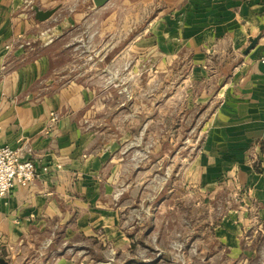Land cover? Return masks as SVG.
Here are the masks:
<instances>
[{
    "label": "rangeland",
    "instance_id": "374dc122",
    "mask_svg": "<svg viewBox=\"0 0 264 264\" xmlns=\"http://www.w3.org/2000/svg\"><path fill=\"white\" fill-rule=\"evenodd\" d=\"M181 4L182 0H110L97 7L93 0H61L50 10L57 17L65 9L68 19L76 9L81 17L78 24L65 28L62 19L53 33L71 29L94 33L73 45L79 54L87 50L90 55H78L77 61L63 57L64 67L77 68L64 72V93L73 92L70 82L75 76L95 67L93 75L79 83L81 93L89 92L80 95L76 111L78 126L91 135L84 153L88 187L64 198L62 210L75 209L55 236L56 252L73 264H264L261 203L250 189L233 182V170L226 167L219 168L215 178L199 176L200 167L190 172L198 158L206 164L213 156L207 151L204 129L208 107L192 103L188 107L186 97L200 91L201 85L191 88L183 67L175 76L161 69L166 41H154L166 14ZM82 40L83 50L78 47ZM69 46L64 41L62 48ZM263 57L259 63L264 67ZM98 105L102 108L95 109ZM94 109L98 113L85 117ZM61 118L56 111L51 113L50 127L59 126ZM5 147L19 150L20 161L36 168L31 182L15 188H30L50 173L29 157L23 144L0 145ZM87 219L93 229L89 235L79 226ZM69 227L78 234L68 241ZM43 241L44 237L36 249L19 253L0 245V258L24 264L27 257L39 264L40 255H45Z\"/></svg>",
    "mask_w": 264,
    "mask_h": 264
},
{
    "label": "crops",
    "instance_id": "0c3cea01",
    "mask_svg": "<svg viewBox=\"0 0 264 264\" xmlns=\"http://www.w3.org/2000/svg\"><path fill=\"white\" fill-rule=\"evenodd\" d=\"M60 1L0 0V145L19 142L30 151V158L50 169L30 188L16 187L0 200V245L19 253L36 249L44 237L45 255H40L39 264H73L56 252V232L66 227L62 221L75 209L63 211L61 205L64 198L88 187L84 153L91 135L78 126L76 111L80 95H87L84 89L80 92L79 83L93 75L95 67L75 76L69 84L73 92L64 93V72L77 68L64 67L63 57L77 61L78 55H90L87 50L79 54L73 45L79 37L94 33L73 29L53 33L62 19L63 28L80 22L76 9L68 19L65 9L47 22L36 19V10L50 11ZM164 20L154 33L157 44L166 41L159 67L170 76L183 67L190 87L201 85L200 91L186 97L188 107L191 103L208 107L204 129L207 151L213 156L206 164L198 158L190 172L200 167L199 176L215 178L219 168L232 169L233 182L248 187L261 203L264 223V67L259 63L264 54V0H182L181 8L168 12ZM251 39L257 44L245 55ZM64 41L70 45L66 49ZM80 43L83 50V40ZM99 105L95 109L102 108ZM95 109L85 117L98 113ZM55 111L62 118L53 129L50 115ZM79 226L86 235L93 232L88 219ZM77 234L69 227L65 237L69 241ZM23 261L33 264L27 257Z\"/></svg>",
    "mask_w": 264,
    "mask_h": 264
},
{
    "label": "built area",
    "instance_id": "2783aa9c",
    "mask_svg": "<svg viewBox=\"0 0 264 264\" xmlns=\"http://www.w3.org/2000/svg\"><path fill=\"white\" fill-rule=\"evenodd\" d=\"M20 154L19 150L15 151L11 147L0 149V200L9 196L17 184L25 186L36 176L35 165L21 162Z\"/></svg>",
    "mask_w": 264,
    "mask_h": 264
},
{
    "label": "water",
    "instance_id": "95a60500",
    "mask_svg": "<svg viewBox=\"0 0 264 264\" xmlns=\"http://www.w3.org/2000/svg\"><path fill=\"white\" fill-rule=\"evenodd\" d=\"M110 0H94V3L97 7H102L104 6L106 3H108ZM54 14V11H40V10H36V19L39 22H46L49 19L52 18ZM257 44V40H250V46L248 47L247 51L245 52V55L248 54L252 49L255 48ZM0 264H9L6 260L0 258Z\"/></svg>",
    "mask_w": 264,
    "mask_h": 264
}]
</instances>
